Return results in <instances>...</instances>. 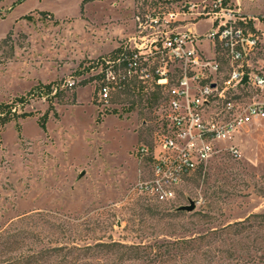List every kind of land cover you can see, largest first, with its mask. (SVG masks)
<instances>
[{"label": "rangeland", "instance_id": "374dc122", "mask_svg": "<svg viewBox=\"0 0 264 264\" xmlns=\"http://www.w3.org/2000/svg\"><path fill=\"white\" fill-rule=\"evenodd\" d=\"M14 1L0 2V41L9 35L0 42V102L38 83L60 89L50 98H32L24 111L33 116L0 131V264H27L31 254L55 247L71 250L38 256L35 264H151L114 251L77 249L110 243L148 247L264 214V121L219 143L221 151L183 178L174 200L158 202L136 189L147 168L135 149L153 136L160 90L145 87L141 96L118 90L106 105L95 79L98 63L89 73H75L133 36L137 10H175L179 2L23 0L7 12ZM253 7L264 12V0ZM27 15L30 21L23 19ZM184 24H175L178 32ZM207 28L204 20L197 22L199 32ZM215 59L221 65L218 79L224 80V53L216 49ZM263 61L264 48L253 58L254 68ZM249 91L264 101V90ZM45 114L42 128L38 121ZM231 144L238 157L225 150ZM191 203L192 211L176 215Z\"/></svg>", "mask_w": 264, "mask_h": 264}, {"label": "built area", "instance_id": "2783aa9c", "mask_svg": "<svg viewBox=\"0 0 264 264\" xmlns=\"http://www.w3.org/2000/svg\"><path fill=\"white\" fill-rule=\"evenodd\" d=\"M179 4L175 10H137L133 36L121 44L115 57L96 65L95 76L102 77L99 100L106 105L111 94L121 89L120 81H134L136 90L153 87L161 92L153 136L135 149L147 168V177L136 189L158 202L174 200L183 178L221 151L219 143L232 141L264 120V102L249 96L250 89L264 90V65L256 69L252 63L264 48V17L242 18L222 0ZM199 17L203 18L191 22ZM206 19L212 26L201 36L186 29L178 32L175 26ZM202 44L209 46L212 57L205 55ZM216 49L228 62L229 73L221 81ZM245 88L246 97L240 93ZM225 150L239 156L233 144Z\"/></svg>", "mask_w": 264, "mask_h": 264}, {"label": "trees", "instance_id": "16d2710c", "mask_svg": "<svg viewBox=\"0 0 264 264\" xmlns=\"http://www.w3.org/2000/svg\"><path fill=\"white\" fill-rule=\"evenodd\" d=\"M3 0H0L2 2ZM23 0H15L11 3L7 12L12 10L16 5ZM93 1V0H85ZM164 2V1H162ZM228 0H222L223 5H226ZM43 17H49L48 12H39ZM24 20L30 21L31 16L23 17ZM9 35L2 41H6ZM122 49L119 45L109 54L100 57L95 61H89L87 67L83 64L78 66L75 72L78 76L89 73L92 65L99 63L102 59L115 57ZM95 79L100 81L101 76H95ZM120 90L128 89L133 94L141 96L142 88L137 89L135 83L132 81L125 83L120 81ZM68 87L66 84L63 86ZM60 85L49 83H38L25 95L16 97L9 102H0V131L10 122H16L19 119H26L32 117L31 112L24 111V107L29 104L32 98L46 97L50 98L53 92L59 91ZM62 91V90H60ZM154 99V96L152 95ZM49 110L52 109L51 101H48ZM19 106V109H17ZM129 111V110H128ZM45 115L39 118V125L43 128L45 123ZM97 122H100L99 117ZM184 213L177 211L176 215L180 216ZM264 214H252L243 221L232 224L220 226L215 229H209L201 234H196L190 238L177 239L172 242H164L161 244H154L148 247L139 246H124L117 243L97 244L93 247L87 246L78 251H114L120 253V257L126 256L136 260H144L151 264H264ZM71 249L65 247H55L49 249H42L36 254H31L27 257V264H35L33 261L38 256L48 255V257H56L62 251L70 252Z\"/></svg>", "mask_w": 264, "mask_h": 264}, {"label": "crops", "instance_id": "0c3cea01", "mask_svg": "<svg viewBox=\"0 0 264 264\" xmlns=\"http://www.w3.org/2000/svg\"><path fill=\"white\" fill-rule=\"evenodd\" d=\"M160 1H164V2L188 1V2H192V3H196L199 0H160ZM257 1L258 0H228L227 5L232 10L238 12V16H240L242 18H248V19H252V20H259V19L264 17V12H260L259 9H256L255 7H253V4L255 2H257ZM201 21H203V20H201ZM204 21L207 22V24H208V28L204 32H199L196 29L197 22L193 23V24H187V25L183 26V29L189 30V31H191V32H193V33H195L196 35H199V36L205 35L210 30V28L212 26V21L208 20V19H206ZM208 48H209V46L206 45V44H202L201 45V49L204 51L205 55L207 57H212L213 53L211 51H209ZM114 49H116V48H114ZM113 50H111V51H113ZM111 51L110 50L107 51L106 54H109ZM262 121H264V120H262ZM258 122H260V121H258ZM258 122H256V123H258ZM256 123H254V124H256ZM254 124H252V125H254Z\"/></svg>", "mask_w": 264, "mask_h": 264}, {"label": "water", "instance_id": "95a60500", "mask_svg": "<svg viewBox=\"0 0 264 264\" xmlns=\"http://www.w3.org/2000/svg\"><path fill=\"white\" fill-rule=\"evenodd\" d=\"M247 80L246 77L243 78V83H245ZM181 211H192L194 209V205L191 203L189 206H184L179 208Z\"/></svg>", "mask_w": 264, "mask_h": 264}]
</instances>
